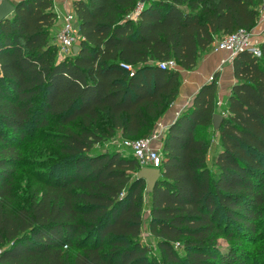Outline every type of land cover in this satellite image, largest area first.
Returning a JSON list of instances; mask_svg holds the SVG:
<instances>
[{
  "label": "trees",
  "instance_id": "1",
  "mask_svg": "<svg viewBox=\"0 0 264 264\" xmlns=\"http://www.w3.org/2000/svg\"><path fill=\"white\" fill-rule=\"evenodd\" d=\"M11 2L0 21V264H251L242 243L264 228V42L260 57H234L226 107L214 79L167 129L151 193L130 151L94 147L151 136L183 81L160 63L194 69L213 43L256 27L261 0H75L80 49L62 60L55 0ZM38 139L39 161L24 153ZM147 198L157 253L142 237Z\"/></svg>",
  "mask_w": 264,
  "mask_h": 264
},
{
  "label": "crops",
  "instance_id": "2",
  "mask_svg": "<svg viewBox=\"0 0 264 264\" xmlns=\"http://www.w3.org/2000/svg\"><path fill=\"white\" fill-rule=\"evenodd\" d=\"M75 0H55V10L58 13V21L55 26L57 31L63 23L64 15L69 11H74ZM260 9V19L254 29H252L253 42L261 44L264 42V12ZM136 18V16H135ZM216 41L202 55L197 66L192 70H185L178 67L183 76V81L179 94L175 101L167 108L155 126V133L160 138L153 143V147L162 152L163 140L167 129L187 110L201 88L211 82L212 77L217 81V109L221 110L227 106L228 99L232 94L233 86L237 83L234 73V57L225 50H216ZM144 223L142 237L146 243L152 244L157 249V243L149 230L150 200L145 201Z\"/></svg>",
  "mask_w": 264,
  "mask_h": 264
},
{
  "label": "built area",
  "instance_id": "3",
  "mask_svg": "<svg viewBox=\"0 0 264 264\" xmlns=\"http://www.w3.org/2000/svg\"><path fill=\"white\" fill-rule=\"evenodd\" d=\"M261 8L264 12V0H261ZM76 16L74 11H69L64 15L63 23L56 35V42L59 46V52L65 57L73 53V48L80 44L79 29L76 24ZM253 34L246 29H240L237 32L221 39L216 44V50H225L235 57L242 50H249L257 56L262 55L260 44H255ZM123 66L131 71L133 68L129 65ZM162 68L177 69L178 64L175 60L160 63ZM214 77L211 78V81ZM160 135L153 133L146 138H123L120 143V149L130 151L139 161L141 168H158L161 169L162 153L159 149L153 147L154 141L158 140ZM0 251V255H1Z\"/></svg>",
  "mask_w": 264,
  "mask_h": 264
},
{
  "label": "rangeland",
  "instance_id": "4",
  "mask_svg": "<svg viewBox=\"0 0 264 264\" xmlns=\"http://www.w3.org/2000/svg\"><path fill=\"white\" fill-rule=\"evenodd\" d=\"M65 56L59 52L58 59L62 60ZM28 139V138H27ZM123 140L121 136L115 137L111 140H109L106 143H103L102 145H97L94 147V152H102L105 150H112L114 148H120V143ZM40 139L38 140H31L26 141L24 145V153L25 156L28 158H31L32 160H41V158L44 156L43 154V148L41 147ZM218 146V136L213 140L210 154H209V165L212 167L213 165V157L216 153V149ZM29 151V153H28ZM30 151L36 152L35 154L31 153ZM125 153H128L125 151ZM34 167H31V169ZM27 174L25 170H21L18 176V185L16 186V189L21 192V194L25 195V191L28 188L27 184ZM263 229V230H262ZM262 231L258 234V236L252 240V241H243L242 248L247 252L248 260L251 262V264H264V228H261ZM153 251L157 253L158 251L153 248Z\"/></svg>",
  "mask_w": 264,
  "mask_h": 264
},
{
  "label": "water",
  "instance_id": "5",
  "mask_svg": "<svg viewBox=\"0 0 264 264\" xmlns=\"http://www.w3.org/2000/svg\"><path fill=\"white\" fill-rule=\"evenodd\" d=\"M145 1V0H144ZM15 10V6L11 0H2L0 2V21L8 18ZM80 49L79 45L74 46L73 53L77 54ZM214 128L219 130L223 121L221 114H216L213 118ZM139 179L146 182V192L151 193L162 178V172L158 168H141L137 173Z\"/></svg>",
  "mask_w": 264,
  "mask_h": 264
}]
</instances>
